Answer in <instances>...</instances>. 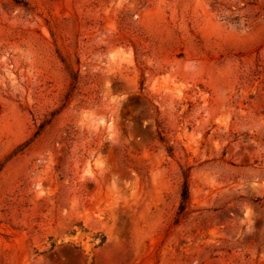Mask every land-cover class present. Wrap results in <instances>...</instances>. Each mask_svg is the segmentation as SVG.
<instances>
[{
    "label": "rangeland",
    "instance_id": "rangeland-1",
    "mask_svg": "<svg viewBox=\"0 0 264 264\" xmlns=\"http://www.w3.org/2000/svg\"><path fill=\"white\" fill-rule=\"evenodd\" d=\"M0 264H264V0H0Z\"/></svg>",
    "mask_w": 264,
    "mask_h": 264
},
{
    "label": "trees",
    "instance_id": "trees-1",
    "mask_svg": "<svg viewBox=\"0 0 264 264\" xmlns=\"http://www.w3.org/2000/svg\"><path fill=\"white\" fill-rule=\"evenodd\" d=\"M76 78V77H75ZM44 127V122H41L38 126V129L35 131V136L39 135ZM161 140L164 141V137L161 135ZM170 152L173 151L172 146H168ZM190 202V190H189V181L188 175L184 173V181L181 189V203H180V212L182 213L188 206Z\"/></svg>",
    "mask_w": 264,
    "mask_h": 264
}]
</instances>
